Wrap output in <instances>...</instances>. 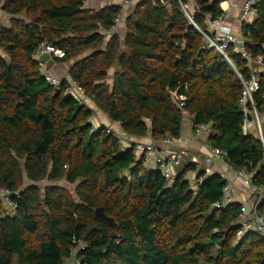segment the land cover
Returning a JSON list of instances; mask_svg holds the SVG:
<instances>
[{
  "label": "trees",
  "instance_id": "obj_1",
  "mask_svg": "<svg viewBox=\"0 0 264 264\" xmlns=\"http://www.w3.org/2000/svg\"><path fill=\"white\" fill-rule=\"evenodd\" d=\"M97 1L104 4L82 9L84 0H0L8 17L7 25L0 21V188L16 203L12 216L0 203V264H63L77 241L85 247L76 249L75 264H264V237L236 238L240 205L212 208L224 186L218 174L194 188L186 174L195 167L187 164L167 179L144 166L133 144L121 148L115 130L90 131L99 111L127 137L147 138L149 129L159 142L181 136L188 115L194 126L210 125L209 143L227 152L234 169L256 170L254 182L264 185V144L242 134L234 68L203 48L178 0H138L109 34L120 0ZM182 1L199 5L194 20L202 30L205 14H222L223 0ZM253 7L240 33L247 51L264 58V0ZM43 42L63 52L52 59L71 62L67 74L86 104L65 94L66 79L55 95L33 56ZM227 54L249 79L239 55ZM257 77L264 118L261 69ZM97 207L113 221L96 217Z\"/></svg>",
  "mask_w": 264,
  "mask_h": 264
},
{
  "label": "built area",
  "instance_id": "obj_2",
  "mask_svg": "<svg viewBox=\"0 0 264 264\" xmlns=\"http://www.w3.org/2000/svg\"><path fill=\"white\" fill-rule=\"evenodd\" d=\"M94 1L95 0H84V4L81 8L91 7ZM178 1L182 13L189 20L190 24L203 35L205 40L203 48H213L218 51L234 68L242 84V91L238 100L239 112L243 116L241 124L242 134L244 136L253 134L264 144V126H262V124H264V118L258 114L254 99V95L259 90L257 69H261V73L264 74V65H262L264 64V58H262L261 55L253 57L247 51L245 47L246 39L242 37L241 33L239 36L234 34L231 28L224 23L228 14V9H222V14L216 19H212L210 14H205L203 16L205 29L202 30L194 20L196 13H200L199 5L194 1ZM255 1L256 0H243L239 15L241 25L250 22L255 16L253 7ZM133 2L134 0H120L121 10L115 20V25L111 27L106 34L115 31L126 7L132 5ZM229 49L232 53L239 55L241 60L244 61L245 65L249 68L251 72L249 79L245 80L235 69L227 54ZM44 55L48 56L50 59L61 58L63 52L50 44L45 42L41 43L33 56L42 70H46V64L42 60ZM45 76L47 82L56 88L63 79H66L68 84L64 91L65 94L72 96L79 104L87 103L84 91L78 83L70 79L68 74L60 79H55L47 75ZM172 97L179 104L183 103L186 99L184 95H178L175 92L172 93ZM189 123L190 133L194 139L190 135L189 137L181 135L177 138L166 136L159 142H154L152 140L148 143L140 141L133 142L131 138L127 137L120 129L115 130L116 138L121 148L133 144L134 151H136L137 155H140L144 166L152 170H159L161 175L167 179H171L176 175V166L182 163L185 158H187V164H191L195 167V171L191 172L193 178L189 180L194 188L209 176L218 174L224 181V186L222 188L221 198L212 205V208L219 209L230 204L238 203L240 205V212L235 222L236 238H241L248 233L264 237V215L259 212L261 204H264V185H259L254 182L256 170L250 169L247 166L234 169L228 162L227 152L209 143V138L214 135V131L210 125L199 124L194 126L190 118ZM115 125L119 127L118 123H115ZM95 129L96 126H92L90 131L94 132ZM147 137L150 138L149 129L147 130ZM192 140L201 144L205 150L202 154L195 155L190 152L189 144ZM216 168L220 170L216 171ZM233 181H237L240 187L234 184ZM12 195L13 193L11 191L0 188V203L3 208V216H12L15 214L16 203L12 200ZM75 242L74 240V243ZM84 247L85 244L82 241H77L75 249L71 251V256L65 259L63 264H75L74 253L76 249H84Z\"/></svg>",
  "mask_w": 264,
  "mask_h": 264
},
{
  "label": "crops",
  "instance_id": "obj_3",
  "mask_svg": "<svg viewBox=\"0 0 264 264\" xmlns=\"http://www.w3.org/2000/svg\"><path fill=\"white\" fill-rule=\"evenodd\" d=\"M136 1H138V0H135L134 4L136 3ZM102 3L103 2H99V1L96 0L93 5L94 6H95V4L103 5L104 3L103 4ZM242 4H243V0H224L219 5L221 10L222 9H228V11H227L228 14H227V17H226L224 23L231 28V30L234 32V34H236L238 36L240 35V30H241V23L239 21V15H240V10H241ZM130 6L132 7V5H129V6L126 7V9L128 7L130 8ZM120 30H121L122 33H119V34H120L121 37H123V35H124V24H122ZM43 60H44V62L46 64V70H48L50 72L57 73V76L60 75L61 70L65 69V68L68 69L66 67V65H64L63 63H58L54 59H50L48 56H45ZM67 72H68V70H67ZM111 74H112V72L110 73V75ZM189 118L190 117L187 115L185 120L183 121L181 135L182 136H188V137L190 135L194 139V137L190 133L191 131H190ZM93 121H95V125L96 126L104 125V126L110 127V129H112V130H118L119 129V127H117L114 123H111L101 113L98 115L97 119L93 118ZM132 140H134V138H132ZM141 140H143L144 142H149L150 139H149V137L138 139V141H141ZM189 148H190V152L192 154H195V155H200V154H202L205 151L199 142L193 141V140L189 144ZM186 165H187V158H185L182 161V163H180V164H178L176 166V168H175L176 174L178 172H180ZM218 170H220V169L216 168V171H218ZM230 176H232V175H230ZM186 178L188 180L192 179L193 178L192 173L188 172L186 174ZM233 182L238 187H240V184L237 181H233ZM238 199H239V197H238Z\"/></svg>",
  "mask_w": 264,
  "mask_h": 264
},
{
  "label": "rangeland",
  "instance_id": "obj_4",
  "mask_svg": "<svg viewBox=\"0 0 264 264\" xmlns=\"http://www.w3.org/2000/svg\"><path fill=\"white\" fill-rule=\"evenodd\" d=\"M134 1H135V0H134ZM134 6H135V4H134V2H133L132 7H134ZM130 7H131V6H130ZM0 21H2L5 25L8 24V17H7L6 14H4V13L1 11V9H0ZM121 26H122V23L119 25L118 33H122L121 30H120ZM115 30H116V29H115ZM70 63H71V62H68V63H65L64 65H66V67L69 69L68 66L70 65ZM68 69L65 68V69L61 70L59 76H57V73H55V72H50V71H48V70H43V73H44L45 75L49 76V77H53V78H55V79H60V78L64 77V76L67 74V70H68ZM99 114H100L99 111H95V115H94L93 118L97 119ZM98 122H99V121H98ZM92 123H93L94 126H96V125H95V121H93V119H92ZM96 127H97V126H96ZM230 175H231V174H230ZM231 177H232V176H231ZM41 185H43V183H41L40 186H41ZM68 188L71 189L72 186H68Z\"/></svg>",
  "mask_w": 264,
  "mask_h": 264
},
{
  "label": "water",
  "instance_id": "obj_5",
  "mask_svg": "<svg viewBox=\"0 0 264 264\" xmlns=\"http://www.w3.org/2000/svg\"><path fill=\"white\" fill-rule=\"evenodd\" d=\"M58 92H59V89L56 88V89H55V95L58 94ZM131 141H133V142H137L138 139H137V140H136V139H134V140L131 139ZM149 141H150V140H149ZM140 142L148 143V142H144L143 140H141ZM94 214H95L96 217L103 219V220L106 221L107 223H111V222L113 221L112 218H110V217H108V216H106V215L104 214L103 209H102L101 207H97V208L94 210Z\"/></svg>",
  "mask_w": 264,
  "mask_h": 264
}]
</instances>
